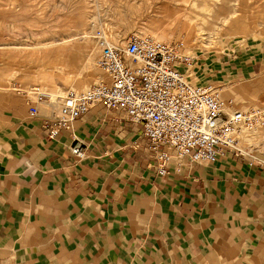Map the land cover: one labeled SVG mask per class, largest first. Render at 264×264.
Returning <instances> with one entry per match:
<instances>
[{"label": "crops", "instance_id": "crops-1", "mask_svg": "<svg viewBox=\"0 0 264 264\" xmlns=\"http://www.w3.org/2000/svg\"><path fill=\"white\" fill-rule=\"evenodd\" d=\"M235 49L196 72L212 82L251 74L260 49ZM6 92L0 264H264L263 168L228 152L215 164L174 159L160 176L123 112L97 104L50 140L53 110L31 116L32 97Z\"/></svg>", "mask_w": 264, "mask_h": 264}, {"label": "rangeland", "instance_id": "rangeland-1", "mask_svg": "<svg viewBox=\"0 0 264 264\" xmlns=\"http://www.w3.org/2000/svg\"><path fill=\"white\" fill-rule=\"evenodd\" d=\"M221 3L229 7V13L221 14L232 13L225 25L216 18L215 0H0V90L5 89L9 96L28 98L34 86L61 96L68 89L87 91L107 79L97 64L98 35L112 44L123 45L133 34H147V30L159 28L163 29L160 40L184 43L189 54L199 56V64L214 58L221 62L222 54L235 48L248 56L260 49L262 54L254 57L251 74H225L223 80L212 82L196 72V65L194 78L197 77L195 83L220 86L222 99L232 102L236 110L264 108V0ZM202 21H206L205 26ZM197 24L204 30L196 31L192 41L190 28ZM214 26L218 31L210 40L209 29ZM87 28L93 33L91 40H87ZM93 48L95 52L88 62V50ZM87 79V87L80 86ZM224 90L228 93L224 94ZM44 106L42 111L49 113V107ZM248 134L253 133L243 134L239 143L247 152L242 161L260 168L257 162L264 160V141L251 147L245 145L242 139Z\"/></svg>", "mask_w": 264, "mask_h": 264}, {"label": "built area", "instance_id": "built-area-1", "mask_svg": "<svg viewBox=\"0 0 264 264\" xmlns=\"http://www.w3.org/2000/svg\"><path fill=\"white\" fill-rule=\"evenodd\" d=\"M96 39L97 64L106 80L87 91L68 89L62 96L32 88L30 115H38L42 104L53 110L44 123L50 140L99 104L123 112L141 127L160 176L170 174L174 159L215 164L228 152L245 158L241 136L264 127V108L236 110L222 99L220 86L189 82L186 74L198 65L199 56L189 54L183 43L148 34H133L123 45L101 35ZM73 153L84 156L77 146ZM257 165L264 169V160Z\"/></svg>", "mask_w": 264, "mask_h": 264}, {"label": "bare ground", "instance_id": "bare-ground-1", "mask_svg": "<svg viewBox=\"0 0 264 264\" xmlns=\"http://www.w3.org/2000/svg\"><path fill=\"white\" fill-rule=\"evenodd\" d=\"M223 0H215V6H216V4H217V15H216V18H218L219 17V19H222V20H220V23H222L223 25H225V24H227L228 23V21L230 20L229 19V15H231L232 13H230L229 15H224V14H221V13H229V10L227 11V9H229V7H228V5H227V3H221V4H219L220 2H222ZM219 4V5H218ZM214 6V7H215ZM205 7V9L207 10V12H209L210 13V9L208 8V6L207 5H205L204 6ZM215 7V8H216ZM174 19V18H173ZM174 21V20H173ZM215 22V21H214ZM205 24H206V21H202L201 22V25H204L205 26ZM90 25V24H89ZM211 25V24H210ZM187 26H189V25H187ZM195 26V25H194ZM194 26L193 27H191L190 28V31L191 32H189V35H190V40H192V41H194V39H195V37H196V35H197V33H196V31H203L204 30V28H202V27H200L199 26V24H197L196 25V27L195 28H198L197 30L194 28ZM90 27H93V24H91L90 25ZM200 28V29H199ZM90 29L89 28H87L85 31H87L86 32V36H87V40H91L92 39V37H93V33H92V31H89ZM205 30H206V28H205ZM208 30V29H207ZM217 27H212L211 29H209V39L211 40L213 37H214V35L217 33ZM208 32V31H207ZM162 33H163V29H157V30H153V29H149V30H147V34L148 35H151V36H153V37H155V38H157V39H163L162 38ZM202 43H204L203 41H202ZM184 44V43H183ZM207 44V43H206ZM93 45V44H92ZM88 46L89 45H87L86 47H87V49H88ZM90 46H91V44H90ZM96 46H97V42H96ZM185 46V45H184ZM95 47V46H94ZM95 49L93 48V49H90V50H88V57H87V59H88V62L89 61H91V58H92V52L94 51ZM95 52V51H94ZM91 63V62H90ZM89 65V64H88ZM195 69H193V70H190L187 74H186V78H187V80L189 81V82H192V83H195L196 82V80L195 79H197V77L196 78H194V75H195ZM94 80L92 79V82H93ZM83 83V84H82ZM81 84L82 85H80V86H82V87H87V85H88V83H89V80L87 79V80H84L83 82H82ZM81 87V88H82ZM225 92H224V94H227L228 93V91L227 90H224ZM55 93H57L56 91H55ZM30 95H31V97H32V90H31V92H30ZM238 97H235V99L236 100H238L237 99ZM234 102V101H233ZM238 103V102H237ZM249 103V102H248ZM250 103H251V105L252 106H254L255 104L253 103V101L251 100L250 101ZM251 107V106H250ZM243 141H244V143H245V145H258L260 142H262V141H264V127L263 128H261L260 130H257L256 132H254L253 134H251V135H245V137L242 139ZM250 146V147H251Z\"/></svg>", "mask_w": 264, "mask_h": 264}]
</instances>
